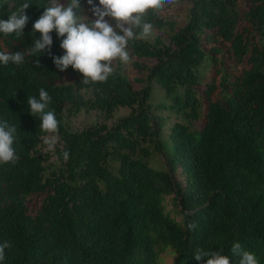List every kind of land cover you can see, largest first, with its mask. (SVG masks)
<instances>
[{
    "label": "trees",
    "instance_id": "obj_1",
    "mask_svg": "<svg viewBox=\"0 0 264 264\" xmlns=\"http://www.w3.org/2000/svg\"><path fill=\"white\" fill-rule=\"evenodd\" d=\"M179 1L184 23L149 11L157 36L130 41L129 61L104 83L56 68L55 31L50 54L0 65V119L17 127L20 157L0 164V243L13 245L2 264H157L167 250L172 264H206L199 249L238 264L236 242L264 264V0ZM24 2L7 0L0 19ZM28 2L22 37L0 34V51L26 52L40 38L33 25L51 0ZM40 88L59 121L52 166L27 105ZM120 108L131 111L110 127L73 132L66 121L89 111L107 121Z\"/></svg>",
    "mask_w": 264,
    "mask_h": 264
},
{
    "label": "clouds",
    "instance_id": "obj_2",
    "mask_svg": "<svg viewBox=\"0 0 264 264\" xmlns=\"http://www.w3.org/2000/svg\"><path fill=\"white\" fill-rule=\"evenodd\" d=\"M175 0H99V6L93 0H87L94 19L76 17L74 8L78 9V0H69L65 7L59 0H51V6L44 7L43 14L33 25V33H40V38L33 40V44L26 52L5 53L0 51V65L10 63L21 65L25 55L39 57L46 50L51 53L53 44L52 33L63 37L60 48L64 54L52 57L53 63L60 72L71 67L82 74L81 83L84 85L104 83L113 74V62L127 63L129 52L127 47L135 39H147L153 35L154 24L145 19L149 11L157 12ZM7 4V0H0V8ZM32 4L25 0L18 8L8 15L7 20L0 19V34L4 36L22 37V32L29 17L25 14ZM114 21L109 23L106 19ZM139 29V32L136 31ZM36 67H39L37 62ZM39 98L30 96L27 99L29 112L33 117L40 118V130L46 133L42 137L48 151H54L59 140V121L54 110H49L52 98L49 93L40 88ZM16 95V94H15ZM17 127L7 119H0V164H15L20 157L13 147L16 142ZM65 161L70 153H62ZM189 231L197 228L195 223L188 224ZM13 247L12 242L5 240L0 243V264L6 258V250ZM232 257L238 258V264H259L256 255L245 250L239 242L231 247ZM197 261L206 264H231L229 256L220 251L199 249L195 253Z\"/></svg>",
    "mask_w": 264,
    "mask_h": 264
},
{
    "label": "rangeland",
    "instance_id": "obj_3",
    "mask_svg": "<svg viewBox=\"0 0 264 264\" xmlns=\"http://www.w3.org/2000/svg\"><path fill=\"white\" fill-rule=\"evenodd\" d=\"M59 2L63 4L65 7L68 6V4L66 3V0H59ZM93 4L96 6H99V0H93ZM50 6H51V3H50ZM160 13L164 16H168L170 20H175V21L184 23L185 16L187 14V4L184 2H180L179 0H175V2L172 5H167L164 9L160 10ZM78 15H79L77 18L78 20L82 17H87L88 19H94V16L90 11V6L88 5L87 0L85 1L83 9L78 13ZM106 19L109 21V23L113 24L114 26V21H112L109 18H106ZM156 36H157V33L153 32V35L147 39L152 41L154 37ZM115 64H116V61L113 62V67L115 66ZM71 81H73V77L68 74H66L62 80V82H71ZM161 97H162V91L160 89H156L154 93V98H156V100H160ZM130 111L131 110L127 108H120L117 111H115V113L113 114V117L107 121L100 115L99 112H96V111L81 112L75 117H70L66 119V121L71 131L79 132L89 126L104 123V122L107 124L108 127H110L119 118L128 115ZM59 146H60V143L58 140L54 151L50 152L47 150V147L44 143L41 144L38 150V154L41 155L42 157H46V165L49 164L52 166L54 165V163L57 162V150ZM162 162H163L162 158L159 157V155H157V156H154V158L151 161V164L153 167H161ZM166 206L168 210H172L170 198H168L166 202ZM174 257L175 255H173L172 253H170L169 250H167L159 255L157 264H172Z\"/></svg>",
    "mask_w": 264,
    "mask_h": 264
}]
</instances>
